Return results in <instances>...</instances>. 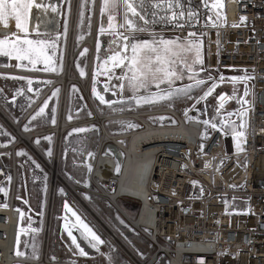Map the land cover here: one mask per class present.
I'll list each match as a JSON object with an SVG mask.
<instances>
[{
    "label": "built area",
    "instance_id": "built-area-1",
    "mask_svg": "<svg viewBox=\"0 0 264 264\" xmlns=\"http://www.w3.org/2000/svg\"><path fill=\"white\" fill-rule=\"evenodd\" d=\"M206 1L194 0L199 4L197 23L184 22L183 27L167 35L201 40L207 73L217 67H238L252 75L246 133L239 150L231 136L213 131L205 138L204 120L194 108L183 116L169 110L154 112L171 116L173 125H151L143 120L144 114H130L128 117L137 121L140 128L109 139H105L106 133L99 125V151L94 159L89 158V179L94 186L89 193L106 200L154 246L147 259H138L99 217L100 223H95L115 245L116 240L120 241L127 252L116 246L131 264H156L159 255L168 264H264V162L259 163L264 160V0H234L235 18L227 21L243 17L241 27L209 24L213 15L207 12ZM152 2L156 3L134 0V6L140 8L143 3ZM121 6H125L123 0ZM141 9L145 15L146 8ZM192 32L197 35L190 36ZM65 103L61 97L63 113ZM220 107L221 103H217L216 108ZM105 144H112L120 152V165L102 154ZM128 160L132 170L139 168L141 178L144 177L143 196L127 187L120 190L119 179ZM8 181L11 187L5 211L13 209L15 168L7 167L0 159V187ZM241 196L248 198L247 213L226 212L223 201ZM122 199L132 200L137 206L135 220H130L119 206ZM3 203L0 189V204ZM51 217L52 210L48 214L46 208L38 260L25 264H39L43 256L47 259ZM17 224L16 210L13 216L1 213L0 209V264L5 256H14ZM18 262L21 261L13 259L10 264ZM45 264L60 263L46 260Z\"/></svg>",
    "mask_w": 264,
    "mask_h": 264
},
{
    "label": "crops",
    "instance_id": "crops-1",
    "mask_svg": "<svg viewBox=\"0 0 264 264\" xmlns=\"http://www.w3.org/2000/svg\"><path fill=\"white\" fill-rule=\"evenodd\" d=\"M80 1L81 0H78V6L80 5ZM52 3H54L52 0H34L33 6L24 12L19 27L17 26L15 18L11 17L0 23V41H3V44H0V117L4 118V120L0 118V159L4 163L1 155L8 154L9 165L14 166L15 168L13 205L15 204V193L17 186L20 184L24 191L25 186L30 183L32 175H35V172L32 173L30 171H24V166L32 165V170L35 171V163H39L26 144H23L20 136L23 135L27 137L32 135L33 137L29 141L31 145L39 153L40 151L37 149V147L44 154L49 156L54 152L55 139H57V132L55 131L60 125V102L61 97L64 94V87H62L58 81V76L61 75L64 70L63 60H65L66 52L64 51L63 59L60 43L61 36L65 35V28L63 33L61 32L62 34H60L59 30L62 31L63 28L61 26H55L52 24V13L50 11V5ZM100 3L101 0H99L98 3L96 2L91 35L85 36L83 38L84 40L90 37L93 38L94 35L98 34L97 30H94V21L98 22V18L100 19L102 17L101 22L104 21V25L107 27L103 29L101 35H107L109 41L115 40L116 44L118 45L120 41L126 42V40L122 37L127 36L130 44H139L145 41H147L149 44H152L153 37H135V34L141 33L142 31L129 30L126 27L121 28L119 25L120 21H118L116 24V18L119 20V16L115 11H111L110 13L107 12L105 17L101 16V14H99L101 5ZM78 6L76 22L79 10ZM124 8L122 9L121 16ZM140 10L142 11L143 15V10ZM110 17L111 19H109ZM95 25H97V23ZM157 30L162 33V35H158L159 38H155L157 41H159L161 38L171 39L177 40L181 45L184 42L189 41L182 40L173 35L164 34L162 32L163 27H160ZM191 40H196L200 44V58L203 60V64L201 65H203L204 69L203 43L198 39ZM26 41H32V43L28 44ZM53 43H55L54 46H56V49L52 48ZM21 49H23V51H21ZM90 49L91 50L89 51V54L86 56L87 61L84 70H80L78 72L77 69H75V74L77 75L79 81L86 83L85 86H88L87 95L83 93L80 85L71 84L67 88V100L63 113V120L67 126L62 128V131H60L58 135L60 138L59 158L61 142L63 141V156L59 166L61 172V165H65L64 171L66 172V177H64L62 173V175L60 174L61 177H63V179L70 186L75 188L76 193L92 209V211L98 215V213L95 211L96 209L94 210V195L89 193V191H94V186L92 188V184L89 179L91 173V164L89 162V158L94 159V155H96L99 151L100 142L102 139V130L99 125L102 124L104 132L109 137L126 134L140 128V124L128 117V115L141 113L144 114V120L145 117L169 116L167 114L154 113L158 111L169 110L174 112L176 115L177 113H180L182 114L181 116H183L191 108L197 109L199 111V105L202 100L201 97H204V94L201 95L197 100L194 98L190 101L186 100L185 98H181L179 101L171 99L174 93L178 92L180 85L193 80L191 71L187 69L185 62L183 65H181L178 62V58H176L177 63L173 65V67H175V69H180L185 74L186 79L182 77H166L162 82L155 81L153 83L147 80L145 84L141 85L139 82L137 84L136 81L133 80V83L129 84L127 82V78L125 77V71L122 67V64H120V66H115V64H112V70L109 72V74L113 76H119L117 82L112 86L107 85L104 90H94V46L92 48L90 47ZM118 50L119 49H114L113 51L110 48L108 53L115 56L116 59H121V54ZM129 50L131 58V47ZM177 51L181 53V55L187 61V64L192 63L193 59H195L194 51H184L182 47L178 48ZM18 57L22 58L18 59ZM95 59H98L95 62L96 66H98V64L102 65L105 62V60H102L101 57H96ZM81 73H83V75H81ZM121 74L124 75L123 80H121ZM104 79H107V75H104ZM107 89L116 93L117 95H114L113 99H108L105 93ZM221 92H218L215 95V98ZM162 93H166V96H159ZM169 93H171V95H169ZM41 109H43L42 112L40 111ZM94 117L102 120L100 124L98 123L99 121L94 123ZM125 119L134 121V123L138 125V128L116 133L112 131L111 128L108 130L106 127V125L112 121ZM88 120H92L93 122L75 125L77 124V121L85 122ZM79 129H82L83 131H78ZM18 132L21 135H19ZM37 133L39 135H35ZM51 135H53L52 146L50 145ZM25 139L28 140L27 138ZM101 152L104 153V149ZM65 192L67 193V191ZM28 194L29 191L26 190L24 192L25 197H28ZM44 194L45 191L43 193V190L40 188V194L38 195L40 201H43L42 199ZM81 194H83L86 200ZM63 203L65 206H67L66 209L71 214L73 213L76 218H78V223H74L64 215L59 217L58 222H56L57 224H55L56 227L58 228L59 220L61 219L64 220L65 223H63L60 229L58 228L55 236L56 239L54 238L55 242L53 243L56 244L58 242H62L60 236L66 234L69 236L68 241L75 239V241H78V243L88 250L87 257L78 258L79 260L84 262L94 261V264H104L103 260L106 259L105 256H108L110 252L108 251V247L110 246L107 239L103 238V236L96 230L95 227L94 230L90 228V225L94 226L95 221L90 217V215L87 214L86 211L82 209V207L75 201V199L72 198L71 195L68 194V198L63 197ZM47 205L48 200L46 207ZM20 206L23 207L24 205ZM23 208L26 207L24 206ZM17 209L20 211L18 207ZM18 210H16L18 212L17 234L19 225ZM82 215L85 218L81 217ZM98 216L100 217V215ZM100 219L104 221L102 217H100ZM84 225H87V228H85ZM127 225L132 230H135L128 223ZM87 229H91L92 232L95 233L96 236H98L103 242L96 243V241H93L92 243H89L91 234ZM69 233H71V235H69ZM115 234L117 235L116 232ZM81 235H84L83 240L80 238ZM123 244L125 245L124 242ZM127 249L133 255H135L128 247ZM123 256L126 258L124 254ZM159 257L160 255L158 256L157 263L159 262ZM165 259L166 258L162 255L161 264H165ZM48 260L51 263L59 262L50 259ZM59 263L68 264L66 262Z\"/></svg>",
    "mask_w": 264,
    "mask_h": 264
},
{
    "label": "rangeland",
    "instance_id": "rangeland-1",
    "mask_svg": "<svg viewBox=\"0 0 264 264\" xmlns=\"http://www.w3.org/2000/svg\"><path fill=\"white\" fill-rule=\"evenodd\" d=\"M151 1V0H150ZM97 0H81L80 5L78 6V9L80 8V14H79V23H78V32H79V39H83L85 36L91 35L92 31V25H93V17L95 13V7H96ZM214 5L217 9H219L218 12H220L222 21L221 25H225L224 20V13L221 6V0H214ZM72 4L73 0H59L57 3L53 4L52 10H51V20H53L52 24L55 26H61L63 30H59L60 34L63 33L65 28V35L61 36V52H62V58L64 59V51L67 50V42H68V33L70 29V21H71V14H72ZM100 13L101 16L105 17L107 12L110 13L111 11H115L117 15L119 16L116 18V24L118 21L119 25H124L123 27L127 28L125 17L126 15L131 18L135 25L140 28H145L144 31L141 33H137L134 36L135 37H155L159 38L162 33L159 32V22L158 20H162L167 12H168V4H160V7H156L155 5L157 3H143L139 9L146 8L147 13L144 15L145 19L148 21L147 24L144 23V21L140 20L138 16L133 17L131 12L127 11L126 5L124 8V11L121 16L122 12V6H121V0H108L107 4H105V0H101L100 3ZM98 6V5H97ZM102 6L104 7L103 13L101 12ZM175 8H177V4L174 5ZM99 8V7H98ZM97 8V9H98ZM139 9L136 7L137 12L140 13ZM102 21V17L99 19L98 22L94 21V30H97L98 34H96L95 39V45H94V90H104V88L107 87V85H114L119 76H113L110 75L109 72L112 70V64L117 63L118 60L121 61L122 67L125 71V77L127 78V82L129 84L133 83V80H130L131 73L128 71L127 67H124L125 64L128 63V60H121V59H112L114 57L113 55H110L108 53V50L111 48L113 51L114 49H119L118 51L122 56H127L130 58V41L127 39L126 42L120 41L118 45L116 44L115 40L109 41L107 35H101L102 29L106 28L107 26L104 25V21ZM59 23V24H58ZM97 23V25H95ZM146 25V26H144ZM122 28V27H121ZM61 29V28H60ZM124 29V28H123ZM128 29V28H127ZM129 30H136L135 27ZM62 32V33H61ZM136 32V31H133ZM110 35V34H108ZM159 35V36H158ZM167 36V35H166ZM163 37V36H161ZM84 41V40H83ZM110 42V44H109ZM55 43H53L52 48L56 49V46H54ZM110 45V46H109ZM128 45L126 48L125 46ZM65 48V50H64ZM75 49V47H74ZM108 49V50H107ZM90 47L83 50L80 57L76 61V68L79 72L80 70H84L86 66V56L89 54ZM77 50L75 49V52ZM101 57L102 60H105V62L98 66L95 65V62L98 59L95 58ZM178 62L183 65L185 62V59L178 58ZM64 64V60H63ZM192 70L191 74L193 76V80L191 82L185 83L183 85L179 86L178 92L174 93V95L171 97L172 100L179 101L181 98H185L186 100L195 99L197 100L201 95H203L208 88L212 85L213 82L216 80L220 81V83H217V87L213 90L212 94L204 97L199 105V111L202 119L204 121H208V123H205V130L203 133V136L207 138L214 128L218 127L220 124H222L225 120V117H228L232 119V122H234V118L236 115L237 110L242 109L246 107L249 103L250 97H251V91L249 89V86L247 85V77L245 76V73L240 70H234V69H223L219 71H214L213 75L207 74L204 69L203 65L201 64H192ZM175 69V67H173ZM104 75H107V79H104ZM223 75L226 79L221 81L219 77ZM177 76L182 77L186 79L185 74L182 71H177ZM211 77L212 79H209ZM231 77H243V79L240 80H231L227 78ZM71 78L75 79L76 77L71 74ZM88 78V76H87ZM124 75L121 74V80H123ZM150 82L151 79H148ZM197 80H203L205 83L203 84H197ZM138 84V80H135ZM87 82V81H86ZM80 84L83 85V88L85 87L86 83H83L80 81ZM79 84V85H80ZM71 85V84H70ZM245 89H247V96L244 95ZM224 91L230 98L231 102L228 103L227 107L223 111H217L215 110V95L218 92ZM108 99H113L114 95H117L116 93L109 91L105 92ZM159 96H166V93H162ZM67 100V99H66ZM243 101H246V103H242ZM110 105V104H107ZM177 115L181 116L182 114L177 113ZM144 120L148 122L151 125H173L175 122L173 118L169 116H156V117H145ZM96 121H94L95 123ZM99 123V122H98ZM215 124L216 127H213L212 125ZM107 129L110 128L112 131L116 133H121L124 131H129L138 128V125L134 123L132 120H117L112 121L109 124L106 125ZM96 128V127H94ZM108 133V131H107ZM124 143V141H122ZM107 151V152H106ZM106 154H109L114 158V154L117 153V150H115V147L112 145H108L106 147ZM4 163L6 166L9 165V156L8 154L1 155ZM36 158V157H35ZM53 158V154L51 155V160ZM37 159V158H36ZM117 165H119V162L116 158H114ZM48 161V160H47ZM39 162V161H38ZM49 162V161H48ZM36 164V170H32V165L24 166V171H30L35 172V175H32V178L30 180V183L25 186V189L23 191L22 186L19 184L16 188L15 193V210H18L17 207L20 209L19 211V225H18V234H17V243L15 248V258L17 259H24V260H31V259H37L33 258L34 255L37 253H34V246L36 249H38L41 245V230L43 226V220H44V213L46 210V204H47V198L49 194V185H50V174L49 176H46L45 171L49 173V171L40 165L39 163ZM59 161L56 165V171L57 174L60 175L59 170ZM64 164L61 165V173L66 177V172L64 171ZM19 169V167H18ZM48 177V178H47ZM49 181V182H48ZM17 185V183H16ZM20 186V187H19ZM93 187V185H92ZM9 188L10 183L5 182L0 189L3 192L4 196V203L0 204V207H7L8 203V197H9ZM40 188L43 190V193L45 191L43 201H40L38 198V195L40 194ZM28 190L29 194L28 197H25L24 192ZM95 201V209L100 214V217H102L105 221V223L109 226V228L114 230L117 235L121 238V240L125 243V245L139 258V259H145L146 257L150 256L154 251V246L150 244L145 238H143L141 235H139L135 230H132L127 223L122 219V217L111 207L109 206L108 202L102 198L94 196ZM18 203V204H17ZM223 204L225 206V210L228 213H247L248 211V198L247 197H235L233 200H224ZM20 205H24L26 208L21 207ZM17 206V207H16ZM119 206L124 209L125 214L128 216L129 219L135 220V211L137 209V206H135L132 202L121 200L119 203ZM98 214V215H99ZM85 216V213H84ZM83 217V215L81 216ZM85 218V217H83ZM58 222V220H57ZM65 223L64 220H59L58 228L60 229L61 226ZM94 227L96 230L103 236V238H106L109 242L108 256H105V260H103L104 264H131L126 258H124L123 253L117 248V246L109 240V238L105 235V233L96 225L94 222V226L90 225V228L94 230ZM58 228L56 225H54V235L52 236L53 242L54 238L56 239V233L58 231ZM112 230V231H113ZM113 231V232H114ZM62 242L53 243L51 248V254L49 259L59 262H66L68 264H94V261H81L78 258H84L88 255V250L82 246L78 241L73 243V240H69V236L62 235L60 236ZM80 238L83 240L84 235H81ZM79 244V248H77V245ZM83 249V251L86 253L85 255L80 254V250ZM17 251L21 253V255H17ZM161 258L162 255L159 257V262L157 264H161ZM15 264H23V263H15ZM165 264L167 263V260L165 259Z\"/></svg>",
    "mask_w": 264,
    "mask_h": 264
},
{
    "label": "bare ground",
    "instance_id": "bare-ground-1",
    "mask_svg": "<svg viewBox=\"0 0 264 264\" xmlns=\"http://www.w3.org/2000/svg\"><path fill=\"white\" fill-rule=\"evenodd\" d=\"M99 1V0H98ZM157 4H169L171 3L174 7V5H179V7L177 8H173V12L176 13H180L183 12L184 15L183 16H179L178 19H173L172 13L165 18V20H158L159 22V28L163 27L162 32L164 34H167L168 32L174 30V29H178L180 28L177 25H182L184 22H188V23H197V18H198V12L197 9L199 7V4L194 3V0H154ZM214 0H208L206 1V7H207V12L209 14L213 15V18L211 20L208 21L209 24L211 25H216L218 27H241L243 26V22H244V18L240 17V16H236L237 20L235 22H228L227 19H232L235 18L234 15V8H233V4H234V0H221V6L223 13H224V20H225V25H221V15L219 9L216 8V6L213 3ZM77 6H78V0H73V4H72V14H71V21H70V29H69V33H68V42H67V50H66V55H65V60H64V70L62 72L61 75L58 76V81L60 82V84L62 85V87H64V94L62 95V102H65L67 99V88L70 86V84H76L79 85L80 81L77 78V75L75 76V79L71 78V74L74 71V66H73V62H74V55H75V49H74V39H75V29H76V14H77ZM229 8V10H228ZM189 13H191V17H189ZM167 21V22H166ZM235 25V26H233ZM182 39V38H180ZM87 40V45L89 47H93L94 46V39L92 37L86 39ZM182 40H187V39H182ZM78 51V50H77ZM204 57V55H203ZM204 69L207 73V70L205 68V64H204ZM223 69H234V70H240L242 72L245 73V76L247 77V85L249 86V89L251 91V87L249 85V83L252 80V75L249 74L245 69L243 68H238V67H227V68H214L212 70L209 71V73L207 74H211L213 75L214 71H219V70H223ZM88 76V75H87ZM220 83V81L216 80L215 83ZM88 85V84H87ZM81 88L83 89V92L85 93V95H87V91H88V86H85L83 88V85H81ZM223 96L224 99L221 100L220 97ZM231 102V98L225 93V92H221L216 98H215V106L217 107V103H221V107L219 109H217L215 107V110L217 111H223L226 109L228 103ZM250 105V101L248 103V105L242 109L237 110L235 118H234V122H232V119L225 117V120L222 124H220L218 127L214 128L213 131L219 132L221 134H223L224 136H231L233 137V144L236 150H239L241 148V142H242V135H239V133H243V135H245L246 133V109L248 108V106ZM197 110V109H196ZM198 111V110H197ZM199 112V111H198ZM200 114V113H199ZM244 114V115H242ZM94 121L98 122L99 124L102 120H100L99 118H94ZM93 122L92 120H88L82 123H90ZM60 125L58 126V128L56 129L55 132H57V145L56 148L53 152V158L51 160V162H48L46 159L43 158V156L39 155L37 152H35L31 147V143L29 145L28 140H26L25 138L28 139V137L21 135L19 132L18 134L21 135L20 139L22 140L23 144H26V146H28V148L30 149V151L33 153V155L37 158V160L39 161V163L44 166L50 174V185H49V196H48V205H47V213L49 214L50 211L53 209V203H54V196H55V186L56 184H59L58 182L60 181L66 188V190L70 193V195H72L73 197H76V191L75 188L70 186L69 184H65V182H63L60 178V176L57 174L56 171V165L57 162L59 160V149H58V143L60 141V138L58 137L60 131H62V128L66 127L67 124H65L64 120H63V109L60 111ZM243 124V127L241 126ZM15 129V128H14ZM233 129H235V131H233ZM204 130H205V123H204ZM49 131V130H48ZM46 131V132H48ZM51 131V130H50ZM54 131V130H53ZM212 131V132H213ZM211 132V133H212ZM45 133V131H44ZM107 135V134H106ZM24 138H23V137ZM109 139L111 137H109L108 135L105 136V139ZM121 145H123L124 143L120 142ZM237 145H239V148L237 147ZM264 160L260 159L259 163H263ZM101 165H106V163L101 162ZM139 168L135 170H132L131 168V164L130 161L128 160L127 163L125 164L123 170H122V174L120 177V190L125 189L126 187L128 188L129 191L131 192H135L137 195H144L143 189H142V184L144 181V177L141 178V173H139ZM106 198H108L106 196ZM122 200H126V199H122ZM129 201V200H126ZM129 202H132V200H130ZM82 206L84 207V209L86 210V212H88V214L90 215V217L95 221L100 223L99 220V216L95 213V212H91L89 209L86 208L85 204L82 203ZM1 209V213L3 214H10V215H15V210H7L5 211L4 208H0ZM143 213V212H142ZM95 214V216H94ZM131 220V219H130ZM103 226V224H102ZM106 226L109 228V226L106 224ZM104 229L106 231H108V229L104 226ZM110 229V228H109ZM111 230V229H110ZM112 231V230H111ZM113 232V231H112ZM115 233V232H114ZM120 241L122 242V240L120 239ZM120 241L116 240V245H118L123 251L127 252L126 248L120 243ZM16 243V240H15ZM16 258L14 256L8 255L5 256L4 258V262L3 264H10L11 261ZM47 260V259H46ZM46 260L43 256L42 260L39 261V264H45ZM21 262L23 263H31L32 260H24V259H20ZM48 261V260H47ZM50 262V261H48Z\"/></svg>",
    "mask_w": 264,
    "mask_h": 264
},
{
    "label": "snow or ice",
    "instance_id": "snow-or-ice-1",
    "mask_svg": "<svg viewBox=\"0 0 264 264\" xmlns=\"http://www.w3.org/2000/svg\"><path fill=\"white\" fill-rule=\"evenodd\" d=\"M108 0H105V4H107ZM34 0H0V23L4 22L8 18H15L17 22V26H20L21 19L23 17L24 12L33 6ZM123 3L126 5L127 11L131 12L133 17L138 16L140 20L144 21L145 24L148 23V21L145 19L144 15H141L139 12H137L136 7L134 6V0L133 2H130V0H123ZM156 7H160L161 5L158 3L155 5ZM173 5L171 3L168 4V7L171 8ZM104 7L102 6L101 12L103 13ZM184 13H176L173 12L172 16L173 19H178L179 16H183ZM191 13H189V17H191ZM111 19V17L109 18ZM126 25L128 29H132L135 27L137 31H144V28H140L135 25V22L129 18L127 15L125 17ZM167 22V21H166ZM124 25H121L123 27ZM179 27H183V25H177ZM235 26V25H233ZM103 30V29H102ZM190 36L195 37L197 34L195 32L189 33ZM123 39L127 40V36H123ZM26 43L31 44L32 41H26ZM218 43V42H217ZM0 44H3V41H0ZM155 45V46H153ZM126 48L128 45L125 46ZM132 49V56L131 58L125 56L121 57V60H128V63L124 65V67L128 68V71L131 73L130 80H138L141 85L145 84L148 79H151L152 81H163L164 78H179L177 77V71H181L180 69L173 68V65L177 63L176 58L184 59V57L181 55L180 52L177 51L178 48H183L184 51L188 52H195V59H193V64H203V60L200 58V44L196 40H189L184 42L182 45L178 43L177 40H171V39H164L161 38L159 41L153 38L152 44H149L147 41L143 43H132L130 45ZM23 51V49H21ZM22 57H18V59H21ZM112 59H116V57H112ZM121 61L118 60L115 66H120ZM185 66L188 70H192V65L187 64V61L185 60ZM83 75V73H81ZM209 79H212L209 77ZM221 81L225 80L226 78L221 75L219 77ZM231 80H240L243 79V77H231L227 78ZM196 83L203 84L205 81L203 80H197ZM158 86V85H157ZM217 87V84L215 82L212 83V86L208 88V90L204 93V97H207L212 94L213 90ZM248 92L247 89H245L244 95L247 96ZM171 95V93H169ZM204 97H201L203 99ZM163 98V97H162ZM221 100L224 99L223 96L220 97ZM103 102V101H102ZM242 103H246V101H243ZM222 106V105H221ZM41 112L43 109L40 110ZM244 115V114H242ZM204 123H208V121H204ZM213 127H216L215 124L212 125ZM243 127V124L241 125ZM78 131H83L82 129H79ZM235 131V129H233ZM239 135H243V133H239ZM239 148V145H237ZM67 207V206H66ZM85 228H87V225H84ZM88 232L91 234L92 239L89 240V243H92V241H96V243H102L103 241L100 240L98 236H96L95 233L92 232L91 229H87ZM71 235V233H69ZM75 239L73 240V243H75ZM95 246V245H93ZM77 248H79V245H77ZM34 253H37L33 256V258H38V249L34 246ZM81 255H85L86 253L83 251V249L80 250ZM17 255H21L19 251H17Z\"/></svg>",
    "mask_w": 264,
    "mask_h": 264
},
{
    "label": "trees",
    "instance_id": "trees-1",
    "mask_svg": "<svg viewBox=\"0 0 264 264\" xmlns=\"http://www.w3.org/2000/svg\"><path fill=\"white\" fill-rule=\"evenodd\" d=\"M54 1V3H52L50 5V11L52 10V7H53V4L57 3L58 0H52V2ZM81 4V3H80ZM177 7H179V5H177ZM138 8V7H137ZM174 7L172 6L171 8H168V12L165 16L168 17L170 11L173 9ZM139 9V8H138ZM140 11V14L142 15V11L139 9ZM79 14H80V8L78 10V17H77V22H76V29H75V39H74V47L75 49H79L75 59H74V62H73V66L76 68V61L77 59L80 57L81 53L83 52L84 49L88 48L89 46L87 45H82L83 43V40L79 39V32H78V23H79ZM95 39H96V35H95ZM94 45H95V40H94ZM95 55V53H94ZM82 94V93H81ZM68 96H69V91H68ZM50 145L52 146L53 144V135L50 136ZM37 149L40 151V153L46 158V160H48L49 162H51V155L47 156L46 154H44L38 147ZM63 156V141L61 142V148H60V160H59V163L61 162V158ZM43 157V158H44ZM44 158V159H45ZM58 170H59V173L61 174L60 172V166L58 167ZM43 171L45 172L46 176H49V173L47 171H45L43 169ZM62 175V174H61ZM48 178V177H47ZM49 182V181H48ZM15 188H16V185H15ZM93 188V187H92ZM94 189V188H93ZM82 197L85 199V197L83 196V194H81ZM54 205H53V212H52V224H51V235H54V225L57 224V220L59 217L61 216H66L69 220H72L74 223H78V218L75 217V215L72 213H70L67 209H66V206L65 204L63 203V197H67L68 198V194L65 192V190L59 185V184H56L55 186V196H54ZM86 200V199H85ZM95 210V208H94ZM97 212V210H95ZM98 213V212H97ZM99 214V213H98ZM100 215V214H99ZM50 235V239H49V247H48V259L50 257V253H51V248H52V245H53V239H52V236ZM92 239V237H90V240ZM94 241V240H93ZM92 241V242H93ZM16 243H17V239H16ZM16 248V246H15ZM59 263V262H58Z\"/></svg>",
    "mask_w": 264,
    "mask_h": 264
},
{
    "label": "water",
    "instance_id": "water-1",
    "mask_svg": "<svg viewBox=\"0 0 264 264\" xmlns=\"http://www.w3.org/2000/svg\"><path fill=\"white\" fill-rule=\"evenodd\" d=\"M93 39H95V35H94V37H93ZM88 42H87V40H84L83 41V43H82V45H85V44H87ZM81 45V46H82ZM76 54H77V51L75 52V55H74V58H75V56H76ZM75 76H76V74H74ZM35 135H39L38 133L37 134H35ZM28 137V143H29V141H30V139L33 137L32 135H29V136H27ZM29 145H30V143H29ZM56 145H57V139H55V144H54V150H55V148H56ZM108 145H112V144H107V145H105L104 146V153L103 154H106L105 153V151H106V147L108 146ZM113 146V145H112ZM28 147V146H27ZM30 147L35 151V152H37L39 155H40V153L32 146V145H30ZM59 147H60V141H59V143H58V149H59ZM113 147H115V146H113ZM30 150V149H29ZM115 150H117L116 149V147H115ZM107 152V151H106ZM109 155V154H108ZM41 156V155H40ZM114 158H116L117 160H118V162H119V165H120V162H121V155H120V153H119V151L117 150V153L116 154H114ZM38 161V160H37ZM44 167V166H43ZM60 176V175H59ZM60 178H61V180L63 181V182H65V184H68L64 179H63V177H61L60 176ZM59 183V185L65 190V191H67L66 190V188H65V186L59 181L58 182ZM67 193L70 195V193L67 191ZM76 193V192H75ZM72 196V195H71ZM76 196H77V198L76 197H73L72 196V198L73 199H75V201L82 207V209L84 210V211H86L85 209H84V207L82 206V203H84L85 204V206H86V208L87 209H89L91 212H93L92 211V209L83 201V199L76 193ZM87 214H88V212H87ZM89 215V214H88ZM94 216H95V214H94Z\"/></svg>",
    "mask_w": 264,
    "mask_h": 264
}]
</instances>
